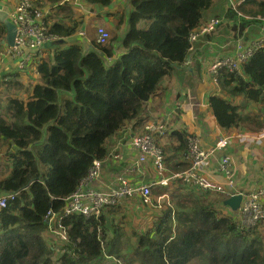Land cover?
<instances>
[{
    "label": "trees",
    "instance_id": "trees-1",
    "mask_svg": "<svg viewBox=\"0 0 264 264\" xmlns=\"http://www.w3.org/2000/svg\"><path fill=\"white\" fill-rule=\"evenodd\" d=\"M59 1L31 2L37 7L57 4L53 21L49 24V14L45 18L48 33L64 41L46 44L37 65L38 82L26 101L9 95L0 100V142L8 146L0 193L19 191L0 209V264H103L106 258L118 259L115 264H264V242L255 227L237 230L229 217L215 212L207 192L183 187L171 192V207L160 209L135 241L118 227L114 210L120 207H115L104 209L98 219L64 218L77 246L76 259L56 257L44 243L47 211L63 209L64 197L94 160L107 156L109 140L126 123L144 120L145 103L170 70L178 71L188 55L189 33L213 3L127 0L118 16L117 27L124 25L121 35L116 32L98 44L94 38H76L77 24L57 17L71 15ZM87 1L100 7L111 3ZM239 9L264 16V0H244ZM4 35L0 22V40ZM118 46L123 50L114 58ZM217 82L226 95L211 96L209 103L220 127L264 128V48L242 64L240 73L220 70ZM14 85L20 87L17 81ZM181 131H171L178 144L166 161L170 158L173 168L177 154L186 150ZM185 165L179 162V168Z\"/></svg>",
    "mask_w": 264,
    "mask_h": 264
},
{
    "label": "built area",
    "instance_id": "built-area-1",
    "mask_svg": "<svg viewBox=\"0 0 264 264\" xmlns=\"http://www.w3.org/2000/svg\"><path fill=\"white\" fill-rule=\"evenodd\" d=\"M242 2L243 0H237L236 6L232 3L233 8L237 10V5ZM238 14L241 15L239 12ZM47 15L48 12L43 7L33 5L31 0H18L17 5L8 14L16 26L14 43L12 46H4L0 53L16 59V65L20 70L25 71L31 68L37 72V65L44 57L43 50L46 44L60 39L48 33L45 18ZM255 19L264 22V16H257ZM220 22V18L215 17L195 27L187 37L188 51L194 50V42L198 36L212 32ZM261 29H264V26ZM79 35L84 36V31H80ZM108 38V31L98 27L96 43L103 44ZM261 48H264V36L234 54L213 59L207 66L208 72L215 78L221 69L240 73L242 64ZM184 62L192 64L190 59ZM183 97L184 102L171 103L161 113L156 114L158 119L155 121L151 118L149 122L144 116L143 132L126 137L128 146L135 153L130 164L124 165L119 171L104 179L100 169L102 162L109 157L111 162L115 163V160L119 158V154L109 150L104 160L93 161L76 189L64 197L65 205L60 212L47 211L44 221L49 238L47 239L45 235L44 237L46 244L54 250L56 257L62 254L67 258H77V246L70 241L68 227L63 223L66 216L81 215L85 218L98 219L104 209L125 206L128 202L147 206L157 204L159 208H163L162 202L167 198V194L164 193L155 201L153 188L168 187L177 181L180 182L178 186L186 190L215 191L224 198L241 195L240 204L231 216L237 230L250 231L264 219V184L249 193L240 192L236 185V170L240 165L237 157L222 154L220 160L216 161L218 155L233 145L231 137H221L208 148H203L200 144L201 139L197 135L185 132L186 150H181L178 154H181L179 158L187 162V166L173 169L167 165L166 158L169 155L164 150L163 140L171 135L172 130H175L171 123L173 114L177 112L183 114L195 104V96L191 90L185 89ZM124 127L120 131H123ZM263 137L264 133L257 138L256 142ZM250 144L252 143H245L246 146ZM18 193L19 191L0 193V209L5 207L9 200H13ZM51 238L55 241L50 240Z\"/></svg>",
    "mask_w": 264,
    "mask_h": 264
},
{
    "label": "crops",
    "instance_id": "crops-1",
    "mask_svg": "<svg viewBox=\"0 0 264 264\" xmlns=\"http://www.w3.org/2000/svg\"><path fill=\"white\" fill-rule=\"evenodd\" d=\"M31 1L35 2L38 0ZM126 1L127 0H111L109 6L100 7L89 3L87 0H60L58 2V4L61 5L60 7H68L71 11V15L66 17L63 12H61V15L58 14L57 17L60 18L63 16L62 21L64 23L71 24L75 22L77 24L76 38L88 42L96 38L98 27H103L110 33L115 30L118 24V16L120 17L124 5H126ZM236 1L237 0H213L210 7L203 12L200 25L216 17L221 20L219 26L210 33L198 36L195 40L194 50L192 52L189 51L187 56L192 59V64L183 62L178 66L179 69L177 72L170 70V74L163 77L158 89L145 103L142 118L145 116L149 122L151 118L153 121L157 120L158 117L156 114L161 113L165 107L169 106L171 103L184 102V90H191L195 96V104L193 108L185 110L183 114L180 112L173 114L174 117L171 119L173 128L175 130H182L181 132H184V134L186 132L197 135L201 139L200 144L203 148H208L214 141L221 137H231L233 145L218 155L216 161L220 160L222 154L229 155L230 157H237L240 165L236 170V185L240 192L249 193L253 189L261 187V185L264 184V137L261 138L259 142H256L257 138L264 133V128L257 131L237 129L235 127L228 129L222 128L218 125L209 103V98L211 96H224V94L226 95V91H224L217 82V76L220 70L215 78L212 73L208 72V64L217 57L231 55L240 51L248 47L253 41L264 36V29H261V27L264 26V22L255 19L258 15L253 16L240 11L239 7L242 6L244 0L241 4L237 5V10L234 9L232 3L236 6ZM17 3L18 0H0V10L10 14ZM56 5L57 4L50 3L42 5L43 9L48 12L49 18L53 13H57ZM238 12L241 13V15H239ZM58 18L55 19L58 20ZM50 21H53V19H49V24ZM118 28H120L119 31L122 32L124 29L123 23H121ZM80 31H84L85 35H79ZM3 48L4 45L0 44V52ZM122 50L123 47L118 46V51L113 57L116 58V55H119ZM186 61H188L187 58ZM16 64V59L3 56L0 53L1 101L7 95L26 101L31 92V88L38 82L39 75L36 71L31 68L25 71L20 70ZM7 78L11 81L6 84L4 83V79ZM15 81L20 83L19 88L15 87ZM241 100V96L235 97L233 103L238 105ZM183 105L186 107L185 104ZM161 108L162 110L160 111ZM124 126L123 131L118 132V134L109 140L108 146L110 152L113 151L119 154V158L115 160V163L111 162V158L109 157L106 160L103 159L104 161L100 169L104 179L110 174L119 171L124 165L132 162L135 153L128 146L126 137L141 131L143 132L145 128L143 119L137 122L132 120ZM163 141L166 154H172V146H176L178 141H174L172 134L169 137H165ZM246 142H251L252 144L246 146ZM180 155L181 154H177L176 160L174 159L176 168H179V162L183 163L179 158ZM170 160L169 158L167 163L170 162ZM168 166L170 167V165ZM0 178H2L1 175ZM154 189L156 190H152V193L161 192L159 195L153 196L155 201L166 193L167 198L162 204L166 205V207H171L172 202L168 192L162 187H155ZM168 203H170V205H168ZM212 203V207L218 215L227 216L232 221L231 216L235 210H232L223 202ZM150 207L158 209V211L162 209L159 208L157 204Z\"/></svg>",
    "mask_w": 264,
    "mask_h": 264
},
{
    "label": "rangeland",
    "instance_id": "rangeland-1",
    "mask_svg": "<svg viewBox=\"0 0 264 264\" xmlns=\"http://www.w3.org/2000/svg\"><path fill=\"white\" fill-rule=\"evenodd\" d=\"M120 28L115 27V30L112 31L109 34V37H112V34L118 32L121 35V31H119ZM189 52V51H188ZM188 56V55H187ZM187 60H192L190 57H186ZM186 58L184 59V61L186 60ZM183 61V62H184ZM182 62V63H183ZM191 66V65H190ZM164 148V147H163ZM6 149H7V145L6 143H2L0 142V172L4 171L5 168H3V164L4 162H7V158L5 157L6 154ZM8 150V149H7ZM176 160V159H175ZM174 160V161H175ZM9 163H7V165H5L6 167L8 166ZM168 164V163H167ZM179 181L172 183L170 186H166L164 189L166 190V192H168L169 197L171 192L177 190L176 188H180L179 185ZM170 192V193H169ZM196 193H206V196L208 199H210L211 202H218L221 203L223 202L224 196L218 194L215 191L209 192V191H202L200 189H198V191H195ZM161 192H155L153 193V196H157L159 195ZM157 198V197H156ZM228 198V197H227ZM171 199V197H170ZM164 207H166V205H164ZM115 211V215L118 219V227L121 228L123 230V232L126 235L131 236L132 241L136 240V236L138 234H143V232L150 227V225L152 224V221L154 220V216L159 213L158 209L152 208L150 206L147 205H139V204H134L133 202H128L125 206H121L119 209L114 210ZM255 231L259 233V235L261 236L263 242H264V219L260 220L258 222V224L255 226ZM45 237L48 239L49 238V234L48 231L44 232ZM43 236V241L44 243L46 242V238ZM52 241H55L54 239H50ZM125 240V238H123V241ZM53 260H55V256L52 255ZM117 261H119L118 259L114 260L113 258H109V259H105L103 264H115L117 263Z\"/></svg>",
    "mask_w": 264,
    "mask_h": 264
},
{
    "label": "water",
    "instance_id": "water-1",
    "mask_svg": "<svg viewBox=\"0 0 264 264\" xmlns=\"http://www.w3.org/2000/svg\"><path fill=\"white\" fill-rule=\"evenodd\" d=\"M0 22L5 26V35L0 40V44L4 46H12L14 43L16 26L14 21L8 16V14L0 10ZM64 40L60 38L57 42L62 43ZM242 199L241 195H233L223 200V203L229 206L232 210H236Z\"/></svg>",
    "mask_w": 264,
    "mask_h": 264
}]
</instances>
